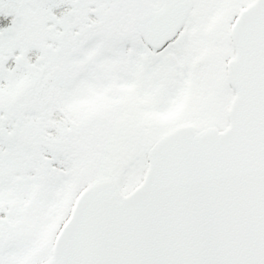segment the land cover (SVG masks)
Here are the masks:
<instances>
[{"label": "snow or ice", "instance_id": "snow-or-ice-1", "mask_svg": "<svg viewBox=\"0 0 264 264\" xmlns=\"http://www.w3.org/2000/svg\"><path fill=\"white\" fill-rule=\"evenodd\" d=\"M0 264H264V0H0Z\"/></svg>", "mask_w": 264, "mask_h": 264}]
</instances>
